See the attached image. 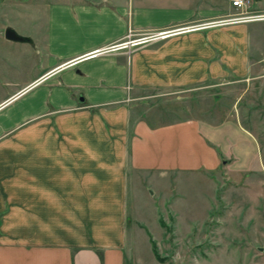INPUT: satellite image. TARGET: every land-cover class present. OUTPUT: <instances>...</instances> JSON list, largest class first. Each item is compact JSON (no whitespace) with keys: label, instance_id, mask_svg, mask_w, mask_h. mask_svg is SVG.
Returning <instances> with one entry per match:
<instances>
[{"label":"crops","instance_id":"crops-1","mask_svg":"<svg viewBox=\"0 0 264 264\" xmlns=\"http://www.w3.org/2000/svg\"><path fill=\"white\" fill-rule=\"evenodd\" d=\"M57 2L63 6L48 27L24 34L45 56L40 68L0 96V264H126L137 173H146L144 187L157 173L219 169L260 147L237 119L211 122L209 106L192 117L200 101L156 104L160 95L147 93L249 78L250 28L210 29L87 58L235 9L229 0ZM227 128L242 148L233 150Z\"/></svg>","mask_w":264,"mask_h":264},{"label":"rangeland","instance_id":"rangeland-1","mask_svg":"<svg viewBox=\"0 0 264 264\" xmlns=\"http://www.w3.org/2000/svg\"><path fill=\"white\" fill-rule=\"evenodd\" d=\"M57 1L0 2V96L24 86L45 58L32 44L6 40L5 29L41 32L49 15L61 11ZM247 12L264 16V0H251ZM244 24L251 32L249 78L229 77L183 93H147L160 95L152 99L156 104L200 101L192 117L209 106L211 122L237 119L260 147L219 169L157 173L144 187L139 181L146 173H137L129 194L126 264H264V20ZM234 136L227 128L224 137L233 150L242 148Z\"/></svg>","mask_w":264,"mask_h":264},{"label":"built area","instance_id":"built-area-1","mask_svg":"<svg viewBox=\"0 0 264 264\" xmlns=\"http://www.w3.org/2000/svg\"><path fill=\"white\" fill-rule=\"evenodd\" d=\"M229 2L231 3L232 7L240 13L225 15L222 17L203 20L191 24L175 26L145 34L140 37L129 38V40L125 42H120L112 46L102 48L101 50L94 52L90 56H87V58L96 56L97 54L107 55L118 51L132 52V50H135L137 48L166 41L173 37L184 34L201 32L210 29L225 28L228 26L244 24L251 21L264 20V16H251L247 14V10L251 6V0H229Z\"/></svg>","mask_w":264,"mask_h":264},{"label":"water","instance_id":"water-1","mask_svg":"<svg viewBox=\"0 0 264 264\" xmlns=\"http://www.w3.org/2000/svg\"><path fill=\"white\" fill-rule=\"evenodd\" d=\"M4 37L6 40L11 41V42L33 44V39L31 37L19 34L12 27H7L5 29Z\"/></svg>","mask_w":264,"mask_h":264}]
</instances>
